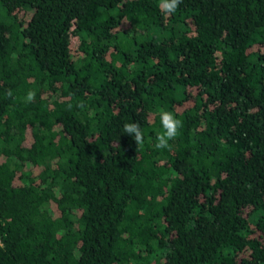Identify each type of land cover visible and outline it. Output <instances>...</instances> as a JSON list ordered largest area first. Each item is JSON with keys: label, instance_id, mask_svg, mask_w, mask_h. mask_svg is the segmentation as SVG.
<instances>
[{"label": "trees", "instance_id": "obj_1", "mask_svg": "<svg viewBox=\"0 0 264 264\" xmlns=\"http://www.w3.org/2000/svg\"><path fill=\"white\" fill-rule=\"evenodd\" d=\"M0 264H264V0H0Z\"/></svg>", "mask_w": 264, "mask_h": 264}, {"label": "clouds", "instance_id": "obj_2", "mask_svg": "<svg viewBox=\"0 0 264 264\" xmlns=\"http://www.w3.org/2000/svg\"><path fill=\"white\" fill-rule=\"evenodd\" d=\"M182 0H159V8L163 16H170L174 14ZM7 95L11 97L12 91L9 90ZM35 92L29 91L26 96L27 102H34ZM160 123L163 128V132L156 137V149H171L172 145L169 141H173L180 134L182 128V121L177 119L172 112L162 111L160 113ZM124 134L131 136L137 146H142L144 143V133L141 130L140 124L137 122L125 123L122 129Z\"/></svg>", "mask_w": 264, "mask_h": 264}]
</instances>
